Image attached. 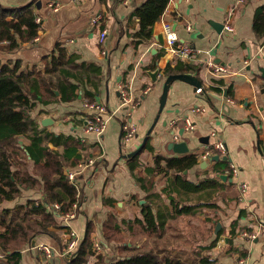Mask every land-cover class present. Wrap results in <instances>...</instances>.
Here are the masks:
<instances>
[{"label": "crops", "instance_id": "0c3cea01", "mask_svg": "<svg viewBox=\"0 0 264 264\" xmlns=\"http://www.w3.org/2000/svg\"><path fill=\"white\" fill-rule=\"evenodd\" d=\"M144 1L0 0L7 8L30 6L41 19L37 37L11 53L0 52L3 61L19 59L23 69L36 66L44 72L43 58L50 59L62 47L73 57L72 71L81 64L91 66L86 67L91 80L82 83L77 99L39 102L31 116L41 130L85 139L80 140L78 153L100 161L78 177L80 201L75 216L67 219L58 210V224L22 246L20 264H70L71 253L78 250L89 225L93 227L94 252L84 264L99 263L101 257V264L117 262L125 245L187 264L205 256L217 264H264V34L257 35L253 28L255 13L264 0H170L154 25L153 39L137 44L134 34L140 30V22L134 11ZM55 3L60 4L58 9H54ZM166 23L172 24L181 43L201 50V60L177 58L165 44ZM213 23H222L224 28L218 31ZM227 23L233 25V32L225 29ZM103 29L107 34L101 42ZM180 60L200 67L197 72H167V67H175ZM216 66L226 67V73L217 74ZM175 73L196 75L204 92L174 80L160 111L165 79ZM215 79H223L225 84H216ZM213 85L221 91L212 90ZM123 86L130 98L126 104L121 98ZM86 100L101 102L109 109L111 117L101 135L84 131L90 119L84 110ZM186 118L193 122V129L184 127ZM125 123L135 129L128 141L123 140ZM19 139L21 144L30 143L27 135ZM218 140L227 144L229 159L213 147ZM172 142H186L188 150L176 152ZM48 145L64 151L63 145ZM142 145L134 155L139 166L133 172L129 159L134 156L129 155ZM207 151L211 155L205 156ZM190 154L197 156V163L179 175L196 185L202 183V190L185 193L181 188L175 190L166 160L157 168L155 159ZM28 161L33 169L30 155ZM230 161L238 167L237 176L229 171ZM138 172L146 177L148 189L137 180ZM43 196L42 189L23 188L17 198L0 204V212L19 209L30 199ZM180 198L195 206L194 211L176 213L173 199ZM147 202L155 216L152 229L143 214L142 205ZM110 215L116 216L125 241L107 240L104 228ZM70 230L79 238L72 252L68 251ZM245 231L257 233V237L250 239ZM43 245L52 253L41 248ZM3 253L0 248V264L9 263Z\"/></svg>", "mask_w": 264, "mask_h": 264}, {"label": "trees", "instance_id": "16d2710c", "mask_svg": "<svg viewBox=\"0 0 264 264\" xmlns=\"http://www.w3.org/2000/svg\"><path fill=\"white\" fill-rule=\"evenodd\" d=\"M169 1L145 0L135 9V15L140 22V30L134 34L137 44L153 39L154 25L165 12ZM36 17L30 6L7 8L0 3V52L11 53L22 44L33 41L40 27ZM253 28L257 35L264 34V6L257 9ZM43 62L46 65L44 72L36 66L29 70L23 69L19 59L3 61L0 58V204L17 198L23 188L42 189L45 196L44 200L30 199L19 209L6 208L0 212V248L5 252L3 257L9 262L6 264H20L22 246L35 235L47 231L49 226L58 224L55 210L51 211L55 204H59V211L66 214L72 211L74 203L80 201L77 188L68 180L65 169L67 166H74L81 159L82 156L78 153V149L82 148L81 141L74 136L41 130L32 118L31 110L39 102L49 104L77 99L82 83L90 78L87 68L91 66L81 64L78 70L72 71L73 57H68L62 47H57L50 59L45 56ZM199 67L200 64L193 65L180 60L175 67H167V72H197ZM214 82L225 84L223 79H215ZM211 89L221 91L220 87L214 85ZM89 95V99L93 100L91 93ZM25 135L30 140L29 144L20 143L19 138ZM49 142L55 146L63 145L64 151L51 149ZM146 145L150 146L149 142ZM28 155L35 164L33 169L29 167ZM71 159L73 163L65 165ZM162 160H166V170L173 172L170 180L174 181L175 190L181 188L185 193L202 190V183L196 185L179 175L197 163L196 155H158L155 159L157 168H161ZM129 165L134 172L139 166L138 157L130 158ZM147 171H151V168H147ZM136 178L144 189H148L146 177L138 172ZM211 183L218 186L215 181ZM173 202L178 214L190 213L195 209L193 205H186L182 198L173 199ZM142 207L148 227H156L151 204L147 202ZM92 229L89 225L87 236L78 250L71 253L70 264H84L87 255L94 252L90 238ZM104 231L110 242L125 241L115 215L109 216ZM122 249L123 257L112 264H187L173 257L161 258L152 250L132 249L127 245ZM127 251L130 254H124ZM101 262L102 257L96 264ZM192 264H217V261L205 256Z\"/></svg>", "mask_w": 264, "mask_h": 264}, {"label": "built area", "instance_id": "2783aa9c", "mask_svg": "<svg viewBox=\"0 0 264 264\" xmlns=\"http://www.w3.org/2000/svg\"><path fill=\"white\" fill-rule=\"evenodd\" d=\"M59 6H60L59 3H55V5H53L54 9H58ZM40 20H41L40 17H36L37 23H39ZM225 29L231 32L234 31V27L230 23L225 24ZM106 34H107L106 29H103L100 32L101 42L104 41ZM165 44L177 56L178 59H184V60H189V61L201 60V57H200L201 50L193 46H190L187 43H183V42L181 43L179 40V36L177 35L176 31L172 28L171 23L165 24ZM210 65H214V64L210 62ZM226 70L227 69L224 66H216L217 74L226 73ZM120 92H121L122 103L123 104L128 103L130 101V98L124 86L121 87ZM196 92L197 93L204 92L203 87L197 88ZM84 110L85 112L90 114V119L85 124L84 131L94 132L98 135L103 134L106 129L108 119L111 117L108 107L101 102L86 100L84 102ZM184 127L187 130L194 128V124L190 118L185 119ZM134 131L135 129L129 124L127 123L123 124V133H124L123 140H126V141L130 140L134 135ZM80 140L84 141L85 139L80 138ZM213 147L222 156H228L227 155L228 148H227V144L225 143V141L218 140L213 144ZM209 155H211V153L210 151H207L205 156H209ZM97 161H99L97 157L83 156L81 157V159L77 161V163L74 166L67 167L65 169V175L67 176L68 180L76 186L78 195L80 191V184H79V178H78L79 175L83 173L85 170L91 168L92 166H95L97 164ZM229 171L232 173L233 176L238 175V167L237 165L234 164L233 161L229 162ZM245 187L246 185L242 184L243 190L245 189ZM77 206H78V203L77 202L74 203L72 211H69L68 213L64 214L67 219L73 218L75 216V208ZM59 209H60V205L55 204L51 208V211L55 210V212H58ZM69 235L71 237V240L69 242L68 251L72 252L74 251V248L77 246L79 238H78L77 232L74 230H70ZM244 235L248 236L250 239H255L257 237V233L248 232V231H245ZM41 248L45 249L48 254L52 253V250L48 245H43L41 246ZM97 249H100V246H97Z\"/></svg>", "mask_w": 264, "mask_h": 264}, {"label": "water", "instance_id": "95a60500", "mask_svg": "<svg viewBox=\"0 0 264 264\" xmlns=\"http://www.w3.org/2000/svg\"><path fill=\"white\" fill-rule=\"evenodd\" d=\"M213 24L215 25V27L218 31L220 28H222V29L224 28V25L222 23L221 24L213 23ZM157 74H158V71H156L154 73L155 78H156ZM177 79L194 85L196 89L199 87H202V82L200 81V79L196 75H193L191 73H175V74L168 75L167 78L165 79L164 86H163V92H162L161 100H160V111L163 109V107L166 103L170 84L174 80H177ZM146 140H147V138L145 139V141ZM142 147H143V145L139 149H137L136 151L132 152L129 155V157L136 155L141 150ZM171 147H173V149L179 153L186 152L188 150L186 142H172ZM224 158L228 159L229 157L224 156ZM215 159H219V156H215ZM222 178L224 180H226L228 177H227V175L224 174V175H222ZM43 199H45V196H43Z\"/></svg>", "mask_w": 264, "mask_h": 264}, {"label": "rangeland", "instance_id": "374dc122", "mask_svg": "<svg viewBox=\"0 0 264 264\" xmlns=\"http://www.w3.org/2000/svg\"><path fill=\"white\" fill-rule=\"evenodd\" d=\"M21 167V166H20Z\"/></svg>", "mask_w": 264, "mask_h": 264}]
</instances>
